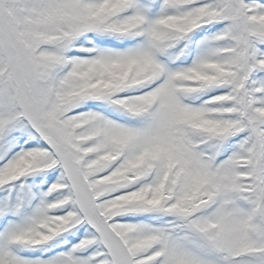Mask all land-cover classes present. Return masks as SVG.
I'll list each match as a JSON object with an SVG mask.
<instances>
[{"label":"snow or ice","instance_id":"1","mask_svg":"<svg viewBox=\"0 0 264 264\" xmlns=\"http://www.w3.org/2000/svg\"><path fill=\"white\" fill-rule=\"evenodd\" d=\"M0 264H264V0H0Z\"/></svg>","mask_w":264,"mask_h":264}]
</instances>
